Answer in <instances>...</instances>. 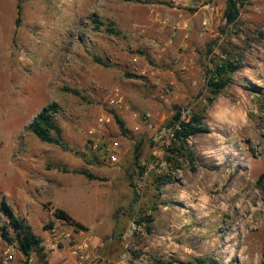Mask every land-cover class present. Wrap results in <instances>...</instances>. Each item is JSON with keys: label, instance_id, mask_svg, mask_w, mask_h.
I'll use <instances>...</instances> for the list:
<instances>
[{"label": "rangeland", "instance_id": "374dc122", "mask_svg": "<svg viewBox=\"0 0 264 264\" xmlns=\"http://www.w3.org/2000/svg\"><path fill=\"white\" fill-rule=\"evenodd\" d=\"M237 1L234 22L222 23L224 8L212 31L199 37L196 29L195 86L176 76L148 86L141 70L159 73L173 56L188 58L182 19L195 12L200 24L198 0H19L17 25V0H0V204L43 248L57 228L81 231L77 242L96 240L90 255L100 264L125 251L128 264H264V7ZM220 62L235 71L208 105L201 75ZM115 89L122 101L109 104ZM51 104L61 145L27 128ZM182 110L199 113L210 132L189 137L192 156L158 166L152 132L132 116L149 114L157 126ZM55 209L78 227L55 219ZM8 221L2 210L0 262L17 250ZM131 223L140 230L125 237ZM51 256L73 264L66 250Z\"/></svg>", "mask_w": 264, "mask_h": 264}, {"label": "trees", "instance_id": "16d2710c", "mask_svg": "<svg viewBox=\"0 0 264 264\" xmlns=\"http://www.w3.org/2000/svg\"><path fill=\"white\" fill-rule=\"evenodd\" d=\"M18 4L16 5L17 8V17L15 20V24L17 25L19 22V12H20V6H19V0H17ZM242 5V2H239L237 0H227L226 1V7L224 16L226 19V22L228 24L235 21L239 14L240 6ZM110 33H115V30H109ZM235 71L234 67L229 63H222L221 67L215 66V75L214 77H210L207 82V88L209 91V97L207 98V104L211 105V103L214 101L215 97L221 93L225 87L231 82V75ZM64 91H68L73 95H78V92L75 90H70L68 88H64ZM206 109H202L204 112ZM56 113V105L51 104L44 106L40 109V111L37 113V115L32 119V121L28 125V130L32 132V134L42 143L46 144H53V145H61V133L59 130V127L55 123L54 115ZM173 119L177 118V113L172 116ZM116 123L118 124V127L121 131H123V124L121 121H119L117 118H115ZM203 117L199 113H193L190 115L188 122L183 123L181 130L175 134L177 139V144H173L172 148H169L167 151V154L164 156L163 163L166 165L170 164V161H172V158H174L177 155L182 156H192L191 152L189 151V147L187 146L186 142L189 139L190 136L201 134V133H209V127L207 125H204L203 123ZM137 151H138V145L135 146L134 152L135 157L137 158ZM141 170L144 171L143 168ZM79 174L84 175L88 179H93V177L88 174L87 172L80 171ZM0 207V212L2 210H5L6 213L9 215V225L12 227L14 234H15V243L17 245V248L19 252L25 256L30 255L31 253H34L38 259V261L42 262L43 264H46L45 261V254L43 253V247L41 246V240L35 236L30 226L25 224L24 220L15 215L12 211V209L2 202ZM53 217L59 221H63L65 223H69L70 225L74 227H78L76 223H74L61 209H55L53 212ZM147 222V220H144ZM52 224H49L51 226ZM2 236L5 237L6 241L8 243H12V240H10L5 235V228L6 226H2ZM196 264H208L202 259H196Z\"/></svg>", "mask_w": 264, "mask_h": 264}, {"label": "built area", "instance_id": "2783aa9c", "mask_svg": "<svg viewBox=\"0 0 264 264\" xmlns=\"http://www.w3.org/2000/svg\"><path fill=\"white\" fill-rule=\"evenodd\" d=\"M187 2L188 0H184ZM227 1V0H226ZM246 1V0H245ZM262 6L264 7V0H261ZM179 1H175L174 5L177 6ZM198 8L203 12L204 16L199 24V37H203L208 29H209V20L207 16H214L219 11L216 0H198ZM226 21L225 16L222 18V23ZM134 62L137 61L136 58L133 59ZM222 63H218L217 66L220 68ZM215 68L204 70L201 75V81L207 83L210 77H214ZM194 85V84H192ZM165 93V91H163ZM164 95V94H163ZM163 95L160 96L163 99ZM122 98L119 94V90L115 89L112 92V96L109 98V104H120ZM177 118H171L166 123L154 126L150 122L149 114H134L133 119H137L140 124H142L146 130L152 132V141H153V149L151 155L153 156L155 162L158 166H162L164 160V154L162 152V148H168L173 144H177V139L175 134L181 130L182 124L187 123L190 117L188 110H182L181 112H176ZM175 113V114H176ZM174 114V115H175ZM106 120L102 117L97 120L99 124H103ZM138 129V126L135 127V130ZM111 161H115V156L110 157ZM140 186V184H139ZM137 230H140L139 226H136L135 223H131L127 232L125 233V237H131ZM83 233L79 231L78 233H73L72 231L64 230L61 231L57 228H53L50 231L51 239L44 246L43 253L50 252L52 250H66L68 256L71 258L73 264H100V261H96L91 258L90 255V239H87L82 242H77V236L82 235ZM18 250V248H17ZM19 251V250H18ZM15 250H9L5 252L4 259L0 262V264H12L14 260ZM128 252L125 251L121 253L116 262L113 264H128ZM23 255V254H22ZM23 264H43L38 261L36 255L31 253L28 256L23 255L22 259Z\"/></svg>", "mask_w": 264, "mask_h": 264}, {"label": "crops", "instance_id": "0c3cea01", "mask_svg": "<svg viewBox=\"0 0 264 264\" xmlns=\"http://www.w3.org/2000/svg\"><path fill=\"white\" fill-rule=\"evenodd\" d=\"M246 1H249V0H246ZM217 6L219 9L217 14H215L214 16H207V19L209 20V29H208L209 31H212V27L217 25L218 19H216L217 18L216 16L219 15L220 11L222 13L223 9L225 8L224 5L217 4ZM155 15H158V13H156ZM202 16H204L203 12H202ZM196 17L197 15L194 12V14L191 15L189 18L182 19L183 20L182 23H184V25L187 27V32L185 33V35H183V37H181L180 44L183 47L188 58L181 57L180 54L173 56L172 58H170V60H168V62H166V64L165 63L163 64V66H166V67L163 71L161 70L159 73L158 71H154V70L153 71L147 70V69L141 70L139 75L141 77H145V78L147 77L146 85L148 86L160 85L162 81L164 82L165 80H168L171 78L172 79L174 78L176 80L175 76L179 77L181 81L186 80V81L191 82V84H194L193 86H195L199 82V79H198L199 77L197 78L198 76L197 64H196L197 58H195V53L190 50L191 44L195 43L197 39L195 36V32L199 24H198V20H196L197 19ZM141 83L143 85L145 84V82H141ZM90 243H92L91 244L92 247H94V245L95 247H97L98 245L96 240H92L90 241ZM54 251L55 250L46 252L45 254L46 264H62V262L60 263L56 262L55 258H53L52 256L50 257V255L53 254ZM22 259H23V255L18 250H15L14 260L12 264H18V262H22Z\"/></svg>", "mask_w": 264, "mask_h": 264}, {"label": "clouds", "instance_id": "9594fccd", "mask_svg": "<svg viewBox=\"0 0 264 264\" xmlns=\"http://www.w3.org/2000/svg\"><path fill=\"white\" fill-rule=\"evenodd\" d=\"M240 118H241V120H243V121L246 122V116H245V114L241 113L240 114Z\"/></svg>", "mask_w": 264, "mask_h": 264}, {"label": "bare ground", "instance_id": "6f19581e", "mask_svg": "<svg viewBox=\"0 0 264 264\" xmlns=\"http://www.w3.org/2000/svg\"><path fill=\"white\" fill-rule=\"evenodd\" d=\"M188 206H190V207H192V205L191 204H187Z\"/></svg>", "mask_w": 264, "mask_h": 264}]
</instances>
